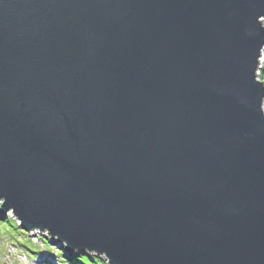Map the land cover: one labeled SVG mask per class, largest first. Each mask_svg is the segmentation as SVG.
Listing matches in <instances>:
<instances>
[{"label":"water","instance_id":"95a60500","mask_svg":"<svg viewBox=\"0 0 264 264\" xmlns=\"http://www.w3.org/2000/svg\"><path fill=\"white\" fill-rule=\"evenodd\" d=\"M264 0H0V201L109 264H264Z\"/></svg>","mask_w":264,"mask_h":264},{"label":"rangeland","instance_id":"374dc122","mask_svg":"<svg viewBox=\"0 0 264 264\" xmlns=\"http://www.w3.org/2000/svg\"><path fill=\"white\" fill-rule=\"evenodd\" d=\"M262 25L264 27V20ZM261 62L262 69L257 74L258 81L264 85V57ZM2 204L3 201H0V219L2 221L17 222L12 212L5 215L1 213ZM2 221H0V264H84L78 262V257L88 259L91 263L96 258L100 264H109L105 255L100 256L95 252H67L65 244L58 243L56 238L52 239L47 232H40L39 230L26 232L18 222L20 230H23V235H19L15 231L13 237H10V234H6L4 227L1 225ZM32 250L35 252L32 253ZM40 258L43 260L38 262Z\"/></svg>","mask_w":264,"mask_h":264},{"label":"trees","instance_id":"16d2710c","mask_svg":"<svg viewBox=\"0 0 264 264\" xmlns=\"http://www.w3.org/2000/svg\"><path fill=\"white\" fill-rule=\"evenodd\" d=\"M0 221H2V220L0 219ZM2 222L3 223L1 225L4 227V230H5L6 234H8V235L10 234V237H13V233L15 231H17L19 235H23V232H22L23 230H20L19 225H18V223L16 221L12 222L10 220H5V221H2ZM23 247H25L26 249H30V248H27L26 246H23ZM31 252L34 253L35 251L32 250ZM92 261L93 262L91 263L88 259H85V258H82V257H78V262H80V263H84V264H90V263L91 264H100L99 260L96 259V258H94Z\"/></svg>","mask_w":264,"mask_h":264},{"label":"bare ground","instance_id":"6f19581e","mask_svg":"<svg viewBox=\"0 0 264 264\" xmlns=\"http://www.w3.org/2000/svg\"><path fill=\"white\" fill-rule=\"evenodd\" d=\"M262 55H263V54H262ZM260 65H261L260 68L262 69V64H260ZM259 71H260V70H259ZM259 71H258V72H259ZM257 80H258V74H257ZM42 260H43V259L40 258V259L38 260V262H41Z\"/></svg>","mask_w":264,"mask_h":264},{"label":"built area","instance_id":"2783aa9c","mask_svg":"<svg viewBox=\"0 0 264 264\" xmlns=\"http://www.w3.org/2000/svg\"><path fill=\"white\" fill-rule=\"evenodd\" d=\"M262 60H263V56H262L261 59L259 60V65L262 64V62H261ZM260 67H261V65H260Z\"/></svg>","mask_w":264,"mask_h":264}]
</instances>
